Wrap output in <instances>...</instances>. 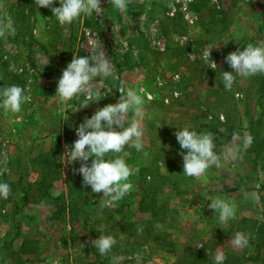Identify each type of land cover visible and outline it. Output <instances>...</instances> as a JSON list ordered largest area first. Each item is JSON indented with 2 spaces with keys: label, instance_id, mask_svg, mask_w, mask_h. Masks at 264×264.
Wrapping results in <instances>:
<instances>
[{
  "label": "rangeland",
  "instance_id": "obj_1",
  "mask_svg": "<svg viewBox=\"0 0 264 264\" xmlns=\"http://www.w3.org/2000/svg\"><path fill=\"white\" fill-rule=\"evenodd\" d=\"M101 7L61 25L35 0H0V86L18 84L31 96L18 113L0 109V181L11 186L0 197V264H112L113 255L116 264H190L195 248L209 256L202 264H214L218 248L224 264H264V126L255 128L259 152L242 149L200 177L182 173L174 134L184 125L213 131L218 151L249 134L256 99H264V73L237 75L226 89L221 70H232L228 52L264 40V0H129L123 12L114 0H101ZM97 45L113 73L93 78L91 89L108 94L87 105L80 106L83 97L59 104L52 95L62 69L73 52ZM210 46L215 69L202 57ZM122 86L143 89L144 147L125 146L135 169L131 187L115 208H101L102 191L91 192L74 170L81 161L67 163L62 152L79 121L116 102ZM227 116L240 140L218 133ZM143 194L158 215L140 206ZM217 196L234 205L223 227L207 207V197ZM133 220L141 223L124 226ZM236 231L248 235L246 245L230 240ZM103 233L116 243L101 255L92 240Z\"/></svg>",
  "mask_w": 264,
  "mask_h": 264
},
{
  "label": "clouds",
  "instance_id": "obj_2",
  "mask_svg": "<svg viewBox=\"0 0 264 264\" xmlns=\"http://www.w3.org/2000/svg\"><path fill=\"white\" fill-rule=\"evenodd\" d=\"M35 4L51 8V17L61 25L71 24L81 19L84 14L92 13L94 10L99 12L102 8L101 0H58V4L56 0H35ZM114 4L123 12L128 8L129 0H114ZM216 46L205 47L202 50L203 59L211 62L206 65L213 69L217 64L211 58V51ZM225 61L232 69L221 70L226 89L232 88L237 75L247 77L264 73V40L246 42L242 49L237 48L228 52ZM112 73L111 62L99 45L91 52L88 50L78 54L73 52L72 58L62 69L55 94L52 96H55L61 105H68L70 98L72 100L74 97H83L80 106L87 105L90 101H99L108 93L102 92L104 88L91 89L93 78L98 80L110 78ZM118 89L121 95L116 102L95 109L79 121L77 135L73 141L66 143L62 152L63 161L67 163H73L77 159L81 161L74 170L82 175L83 183L90 186L91 192L102 191L101 197L105 199L100 205L101 208H115L116 203L131 187L129 177L135 169L126 161L129 152L125 146L134 147L137 151L144 147L143 122L146 114L145 99L141 95L143 89L123 86ZM94 96L101 98L94 99ZM30 100L31 96L21 85L0 86V109L5 112L18 113L22 105ZM174 134L183 158L182 173L195 177L202 176L213 165L221 168L222 160L237 158L240 151L250 146L253 140L250 134H245L241 143L236 145L229 143L218 151L216 133L213 131L198 130L191 125H184L177 127ZM232 137L241 139L237 133H233ZM10 191V184L7 181H0V197H7ZM207 198L210 200L207 207L215 210V214L219 216L218 224L223 227L234 216V205L219 196ZM230 240L234 245L242 247L248 243L249 237L242 231H236ZM115 243L116 237L111 233L100 234L92 240V245L101 255L111 252ZM119 259V256L113 255L112 264H116ZM212 259L214 264H224L226 254L218 248Z\"/></svg>",
  "mask_w": 264,
  "mask_h": 264
},
{
  "label": "trees",
  "instance_id": "obj_3",
  "mask_svg": "<svg viewBox=\"0 0 264 264\" xmlns=\"http://www.w3.org/2000/svg\"><path fill=\"white\" fill-rule=\"evenodd\" d=\"M261 82H262V80H261ZM256 104H257V109L252 110V116L250 117L249 127H248L249 134L253 137L252 145L248 146V152H250V153L259 152L262 149V143H263V142H260V146L257 144H254V142L256 141L257 136H258V135H256V129H255L256 126H261V127H262V125L264 126V114L262 112V108H264V99L261 96L258 97V99H256ZM220 124L222 125V127H221L222 130L218 131L219 134H223L222 133V131H223L227 134L232 135L231 129L234 126H236V123L233 122V119L230 116H227L226 121L225 122L221 121ZM252 156H254L253 158H254V160H256V155H252ZM44 160L47 162V164L52 166L51 165L52 160L50 159V157L48 155L44 156ZM178 163H176V165H178ZM175 183H176V181H175ZM145 188H147V187H145ZM237 188H238V186H233V187L228 188L227 190H235ZM147 197H148L147 194L142 195L141 200H140V206L150 208L148 210H151L153 214L158 215L159 210L157 208L151 207V203L154 201L153 198H151L149 201L146 202L145 200L147 199ZM23 205H24V203L22 204V206ZM22 206H18V208L22 207ZM57 212H60V210H58ZM148 222L149 221H147L146 223H148ZM139 223H141L140 220H133L130 222H126L124 226H127L130 229V227L137 226V224H139ZM129 232L131 233V231H129ZM192 258H194V259H189L188 263H190V264H202V263L207 262L209 260L208 255H204V253L202 251L197 250L196 248L194 250V253H192ZM197 258H201V260L198 263L196 261ZM212 263H213V261H212Z\"/></svg>",
  "mask_w": 264,
  "mask_h": 264
}]
</instances>
